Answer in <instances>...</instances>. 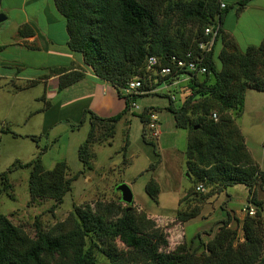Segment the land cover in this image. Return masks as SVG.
<instances>
[{
  "label": "trees",
  "instance_id": "obj_1",
  "mask_svg": "<svg viewBox=\"0 0 264 264\" xmlns=\"http://www.w3.org/2000/svg\"><path fill=\"white\" fill-rule=\"evenodd\" d=\"M54 3L65 19L66 45L81 54L99 80L114 86L125 104L121 112L109 117L85 109L90 129L78 147L83 170L92 159V143H102L113 136L116 121L131 108L137 96L156 92H123L128 79L147 72L148 56H156L160 65H165L171 55L180 57L188 50L195 51L199 41L209 39L212 33L206 35L205 28L216 31L204 59L207 72L184 71L188 75V93L180 105L175 106L168 96L166 108L173 113L175 126L188 132L185 156L192 181L179 199L182 206L175 216L181 223L196 217L200 205L189 207L186 200L192 195L205 199L211 194L204 193L207 187L210 192L214 189L217 192L234 184L248 188L246 207L255 209L252 215L245 213L241 220V241L237 240V229L231 227L229 216L209 240L197 234V242L183 240L172 248L164 228L147 212L127 203H109L95 211L89 205H73L63 220L47 228L35 222L34 236L0 212V264H96L98 253L109 264H264V200L256 196L257 189L264 186V170L252 157L236 121L243 112L246 91H264V39L240 50L222 28V18L230 6L220 7V0H54ZM29 34L33 30L24 24L15 36ZM51 70L59 74L57 91L85 75L69 67ZM171 79L169 75L159 77V82L152 86ZM35 83L36 79L24 84L10 82L11 87H7L13 91ZM147 83L145 79V90L150 88ZM148 111L140 114L144 139L149 131ZM212 112H216L217 119L211 117ZM82 122L83 119L78 124ZM3 124L1 130L9 132L8 124ZM26 136L36 139L34 135ZM15 167H30L28 203L52 199L51 210L61 204L72 180L82 172L70 175L64 160L57 161L51 169L44 168L39 156L28 162L17 160L0 172V194L11 188L7 173ZM198 183L204 186L202 192L195 189ZM145 191L157 201L159 186L154 179L147 182Z\"/></svg>",
  "mask_w": 264,
  "mask_h": 264
},
{
  "label": "rangeland",
  "instance_id": "obj_2",
  "mask_svg": "<svg viewBox=\"0 0 264 264\" xmlns=\"http://www.w3.org/2000/svg\"><path fill=\"white\" fill-rule=\"evenodd\" d=\"M12 51L6 49L0 52V72L16 71L15 68L7 67L4 61L11 56ZM34 69L26 68L23 73L41 76L43 69ZM44 71L47 72L48 69ZM186 84V76L182 74L178 81H162L154 93L137 96L131 108L116 121L113 136L108 141L92 143V159L85 170L78 158V147L87 138L90 121L89 113H85L86 108L82 105L59 113L51 109L44 124L41 121L42 115L37 113L26 123L13 119L12 124L6 122L10 128L9 132L1 130L5 126L0 121V172L7 170L17 160L28 162L37 156L46 169H51L57 161L64 160L70 175L82 171L72 180L71 189L65 193L61 204L51 210L52 199L28 203L30 167H15L7 173L11 188L0 194V212L8 215L14 224L34 236L35 222L47 228L54 222L63 220L73 209V205H89L92 211L109 203L125 205V202L120 203V193L116 186L126 183L133 194V202L130 205L147 212L157 225L164 228L171 248L183 240L187 243L192 240L197 242V234H200L203 240H209L222 221L229 216L231 227L237 229V240L241 241V220L247 213L244 208L248 198V188L243 184L229 185L217 192V189L210 192L207 187L204 193L211 194L205 199L192 195L186 202H189V207L200 205L199 214L183 223L176 220L177 209L182 206L179 199L192 184L185 156L188 132L185 128L175 126L173 113L166 107L169 97H173L175 106L181 104L188 93ZM4 87L11 90L8 89L11 84ZM27 90L29 97L42 94L43 85H36ZM12 101L15 103L16 100L0 91V112L10 109L7 107ZM21 102L23 100L18 99L17 103ZM42 103V100L32 102L35 106H43ZM146 109L157 113L159 134L152 137L147 131L144 139L140 114ZM81 119L83 122L79 125ZM56 120H59L58 125L48 134H44V131H48L46 128H49V124ZM236 121L245 136L251 155L264 170V91H246L244 109ZM13 132L16 135H13ZM26 134L34 135L36 139L33 140ZM151 178L159 186L157 201L151 199L145 191V186ZM263 189H257V197H263ZM117 242L122 246L121 242ZM96 264L109 262L104 255L98 253Z\"/></svg>",
  "mask_w": 264,
  "mask_h": 264
},
{
  "label": "crops",
  "instance_id": "obj_3",
  "mask_svg": "<svg viewBox=\"0 0 264 264\" xmlns=\"http://www.w3.org/2000/svg\"><path fill=\"white\" fill-rule=\"evenodd\" d=\"M220 1L230 6L222 18V28L233 37L238 48L243 50L249 45H258L264 39V0ZM241 1H244L243 6L237 12ZM1 14L5 15V19L0 20V52L13 50L11 56L4 61L7 67L15 68L16 71L0 72V91L16 101H12L7 107L10 109L0 112V121L12 124L13 119H16L26 123L37 113L42 115L41 121L44 124L51 109L59 113L76 105H82L101 117H109L123 110L124 99L118 95L114 86L99 80L83 62L81 54L70 50L66 45L68 36L65 19L57 10L54 0H0ZM24 24L32 28L33 34L16 38L18 28ZM59 67L80 70L85 75L73 85L57 91L59 74L51 69ZM26 68L43 71L41 76L34 73L24 74ZM46 69L47 72L44 71ZM33 79L37 83L26 89L12 91L4 87L10 82L24 84ZM40 84L43 85V93L29 97L27 89ZM18 99L23 102L17 103ZM40 100L43 101V106L32 104ZM58 121L49 124L48 133L58 125ZM262 195L261 198H264V189Z\"/></svg>",
  "mask_w": 264,
  "mask_h": 264
},
{
  "label": "built area",
  "instance_id": "obj_4",
  "mask_svg": "<svg viewBox=\"0 0 264 264\" xmlns=\"http://www.w3.org/2000/svg\"><path fill=\"white\" fill-rule=\"evenodd\" d=\"M224 3H220V7H224ZM211 34V37L206 41H199L196 46V50H188L183 56L171 55L169 62L165 65H160L158 58L154 55L148 56L145 62V74L136 75L126 81L123 91L125 93H144L157 91V86L153 87L152 84L159 82V77L170 76L171 82L178 81L182 74L188 77L184 71H191L195 74H203L207 72V66L204 63L206 53L210 51L216 31H212L211 28H205V34ZM181 71V72H180ZM148 80V90L144 89V80ZM173 99V97H171ZM134 104V103H133ZM147 129L150 131L151 136L156 137L159 134V117L156 112L148 111ZM213 119H217L216 112L211 113ZM195 189L199 192L204 190L202 183H198ZM249 215L254 213L252 207L244 208Z\"/></svg>",
  "mask_w": 264,
  "mask_h": 264
},
{
  "label": "water",
  "instance_id": "obj_5",
  "mask_svg": "<svg viewBox=\"0 0 264 264\" xmlns=\"http://www.w3.org/2000/svg\"><path fill=\"white\" fill-rule=\"evenodd\" d=\"M5 19V15H0V20ZM197 128V126H194ZM189 177V173L186 174ZM116 190L119 191L121 200L127 204H131L133 200V194L130 187L126 183H120L116 186Z\"/></svg>",
  "mask_w": 264,
  "mask_h": 264
}]
</instances>
